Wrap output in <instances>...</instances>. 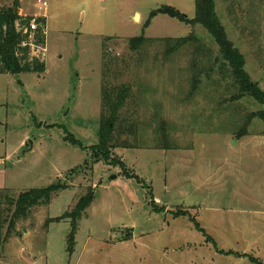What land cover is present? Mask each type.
Segmentation results:
<instances>
[{
    "label": "rangeland",
    "instance_id": "rangeland-1",
    "mask_svg": "<svg viewBox=\"0 0 264 264\" xmlns=\"http://www.w3.org/2000/svg\"><path fill=\"white\" fill-rule=\"evenodd\" d=\"M38 1L0 0L47 21L46 51H32L46 72L0 74V221L2 210L12 221L11 197L69 188L16 223L9 238L16 229L22 237L5 242L9 225H0V264H264V123L251 117L263 107L250 96L231 101L237 91L225 70L193 82L194 62L220 65L217 44L200 26L151 16L169 6L193 19L196 0ZM215 4L264 91V0ZM192 34L199 54L194 46L168 54L164 44L133 52L128 42ZM104 86L129 91L121 116L139 125L136 148L113 150L111 165L92 155ZM160 120L165 149L154 143ZM90 190L71 238L66 214Z\"/></svg>",
    "mask_w": 264,
    "mask_h": 264
},
{
    "label": "trees",
    "instance_id": "trees-1",
    "mask_svg": "<svg viewBox=\"0 0 264 264\" xmlns=\"http://www.w3.org/2000/svg\"><path fill=\"white\" fill-rule=\"evenodd\" d=\"M18 1V0H17ZM166 15L177 19L189 26H200L204 28L213 38L219 48L220 65L216 64L213 57L211 65L207 68H198L197 63H193L197 75L193 82L202 84L200 77L205 75L207 78L214 74L217 70H225L233 79V86L236 89V95L231 101L239 100L244 96L252 97L258 102L263 109L256 113H252V118H258L264 123V91L260 89L259 84L254 82L246 70V60L239 49L230 40L225 27L219 19L216 12L215 0H196V16L189 19L172 7H163L154 11L151 16ZM35 21L37 29L34 32L30 31V24ZM46 19L42 17L26 16L19 7V2L14 6L0 7V74L15 75V74H44L46 72V60L43 57L33 56L29 46L30 37L32 36L33 44L36 46L46 45ZM199 38L192 34L189 37L181 39H147L144 37L130 39L129 47L133 52L140 51L143 47L149 45L164 44L167 53L172 54L187 48L195 47V53L199 54L200 41ZM110 40V39H107ZM106 42V41H105ZM27 44L22 46V44ZM106 43L103 50H105ZM211 56L210 53L205 58ZM106 56L103 55L104 68L109 67L106 63ZM129 91L126 88H110L106 86L102 88V110L99 124V145L94 146L92 155L94 163L110 162L115 163L112 158V151L115 149H134L136 148V137L139 133V125L137 121L129 118H122L121 111L129 97ZM159 118V115H155ZM158 132H154V143L156 149H165V139L168 141V130L165 122L160 120ZM247 131L241 129L239 135H246ZM131 137H134V144L130 143ZM161 142V144H160ZM78 144L79 143H74ZM80 146V145H79ZM116 164V163H115ZM111 165V164H110ZM117 165L125 167L123 163L117 161ZM125 176L129 179H134L136 176L125 172ZM68 185L58 183L44 189H31L21 193L16 199H9V204L14 207L12 221L3 218L4 211H1L0 225L2 228L6 224L9 229L5 236V241L9 239L11 232L20 220L30 218L33 210L37 207L49 206L53 197L59 193L66 191ZM95 194L90 190L83 197L74 212L66 214V218H71L72 221V236L78 229V222L83 217V214L92 205ZM49 220L48 222H50ZM47 222V223H48Z\"/></svg>",
    "mask_w": 264,
    "mask_h": 264
},
{
    "label": "built area",
    "instance_id": "built-area-1",
    "mask_svg": "<svg viewBox=\"0 0 264 264\" xmlns=\"http://www.w3.org/2000/svg\"><path fill=\"white\" fill-rule=\"evenodd\" d=\"M38 3H42V6H43V7H47V6H48V3H47V2H42L41 0H39ZM36 29H37V24H36L35 21H33V22L30 24V31H31V32H34ZM32 42H33V39H32V36H31V37H30V43H29V46H30V48H31V54H32V51H33L34 53H36V50H41V51H44V50H45V49L43 50V47H42V46H36V45H34ZM26 45H27V44H25V43L22 44L23 47L26 46ZM45 51H46V50H45ZM44 53H45V52H44ZM38 54H39V52H38ZM41 55L44 56L43 52L41 53ZM33 56L40 57L39 55H33Z\"/></svg>",
    "mask_w": 264,
    "mask_h": 264
},
{
    "label": "crops",
    "instance_id": "crops-1",
    "mask_svg": "<svg viewBox=\"0 0 264 264\" xmlns=\"http://www.w3.org/2000/svg\"><path fill=\"white\" fill-rule=\"evenodd\" d=\"M24 15H26V16H31V15H27V14H25V13H23ZM137 16H140V15H137ZM10 190V189H9ZM20 221H22V220H20ZM21 223V222H20ZM20 223H18V225H20L21 226V224ZM17 230V232H18V234L17 235H14L13 237H11V238H9V240L11 239V241L16 237V236H20V237H22L23 235L21 234V231L19 230V229H16ZM20 231V232H19ZM27 233V232H26ZM9 240H8V242H9ZM5 242H7V240L5 241ZM4 256H2V255H0V261H1V259H4V258H6V256H5V254H3ZM17 260L19 261V262H23L21 259H19V258H17Z\"/></svg>",
    "mask_w": 264,
    "mask_h": 264
},
{
    "label": "water",
    "instance_id": "water-1",
    "mask_svg": "<svg viewBox=\"0 0 264 264\" xmlns=\"http://www.w3.org/2000/svg\"><path fill=\"white\" fill-rule=\"evenodd\" d=\"M218 60H216V62H217Z\"/></svg>",
    "mask_w": 264,
    "mask_h": 264
}]
</instances>
